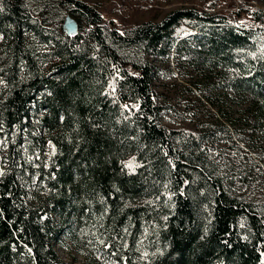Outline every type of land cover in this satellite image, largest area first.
Segmentation results:
<instances>
[{
    "label": "trees",
    "instance_id": "trees-1",
    "mask_svg": "<svg viewBox=\"0 0 264 264\" xmlns=\"http://www.w3.org/2000/svg\"><path fill=\"white\" fill-rule=\"evenodd\" d=\"M63 1L85 13L87 32L68 37L24 0H0V135L14 136L0 162V264H61L51 214L73 242L99 232L114 264H264V207L231 191L199 146L205 132L159 123L152 66L135 58L170 48L193 58L208 89L247 100L250 128L264 134V49L254 38L264 8L239 3L233 18L250 22L238 26L224 12L189 8L104 32L98 11ZM29 112L43 137L26 131L25 142L48 155L36 169L17 149ZM129 156L134 172L124 167ZM32 177L45 191L36 203L20 182Z\"/></svg>",
    "mask_w": 264,
    "mask_h": 264
},
{
    "label": "rangeland",
    "instance_id": "rangeland-1",
    "mask_svg": "<svg viewBox=\"0 0 264 264\" xmlns=\"http://www.w3.org/2000/svg\"><path fill=\"white\" fill-rule=\"evenodd\" d=\"M24 1L34 15L40 14L46 20L55 19L56 23L61 24L65 15L70 14L77 21L78 26L84 29V32L89 29V19L85 13L71 12L75 5L70 2L63 0ZM75 1L98 11L104 32L109 29L123 32L124 29L144 21L157 23L174 10L189 8L199 14L224 12L229 17L231 16L232 25L238 26L241 20L250 22L247 17L241 15L243 19L233 18L239 3L248 10L264 8V0ZM191 33L190 31L185 32L182 37ZM254 38L258 46L264 49V30H257ZM136 57L147 60L152 66L151 83L158 93L157 98L161 105L159 123L191 135L205 132L199 146L209 162L222 172L228 181L232 182L231 191L264 207V134L259 131L254 133L251 130L250 125L253 118L247 100L235 96L230 89L224 86L216 87L213 84L214 86L208 89L204 74L201 73L202 66L199 65L197 70L193 58L181 53L177 55L172 48L165 56L139 52ZM49 67L48 64L44 65L45 73L49 71ZM209 77L213 75L210 74ZM209 81L214 82V79L209 78ZM241 100L244 102L239 104ZM29 113V124L21 131L22 139L17 149L20 151L22 161L36 169L39 166L38 163L46 164L48 155L38 142L36 145L32 141L25 142L26 131L34 137V140L38 136L43 137V131L35 119L38 115ZM11 143H14L13 135L8 137L0 135L2 167L6 164L3 156L8 153ZM132 160V156H129L124 163L127 164ZM20 182L24 187L25 200L36 203L45 196L42 184L39 185L35 178L32 177L27 183L20 179ZM50 226L56 228L57 231L56 241L52 246L61 264H114L108 256L102 253L105 246H103L104 241L99 232L73 242L68 238L67 228L64 224L62 225V220L57 215H50Z\"/></svg>",
    "mask_w": 264,
    "mask_h": 264
},
{
    "label": "water",
    "instance_id": "water-1",
    "mask_svg": "<svg viewBox=\"0 0 264 264\" xmlns=\"http://www.w3.org/2000/svg\"><path fill=\"white\" fill-rule=\"evenodd\" d=\"M61 29L66 36L74 37L79 31V26L70 14H66L62 21Z\"/></svg>",
    "mask_w": 264,
    "mask_h": 264
},
{
    "label": "snow or ice",
    "instance_id": "snow-or-ice-1",
    "mask_svg": "<svg viewBox=\"0 0 264 264\" xmlns=\"http://www.w3.org/2000/svg\"><path fill=\"white\" fill-rule=\"evenodd\" d=\"M2 10H3V9L0 8V11H2ZM139 166H140V165L135 164L134 160H133V161H129L127 164L124 165V167L128 168V169L131 170L132 172H134V171H135V168H136V167H139ZM0 175H3V173L0 172ZM165 219H167V218H165ZM145 255H147V253H145Z\"/></svg>",
    "mask_w": 264,
    "mask_h": 264
}]
</instances>
